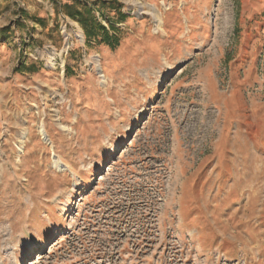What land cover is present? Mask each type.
Segmentation results:
<instances>
[{
    "label": "rangeland",
    "instance_id": "374dc122",
    "mask_svg": "<svg viewBox=\"0 0 264 264\" xmlns=\"http://www.w3.org/2000/svg\"><path fill=\"white\" fill-rule=\"evenodd\" d=\"M83 5L113 45L87 40L66 15ZM251 112L246 127L239 118ZM256 120L264 132V0H0V264L36 253L37 264H165L168 229L177 233L174 172L204 159L206 180L221 138L250 134ZM149 160L172 168L155 199L139 170ZM47 214L61 224L36 241L29 221ZM208 219L204 253L192 244L197 264H264V218H228L223 239Z\"/></svg>",
    "mask_w": 264,
    "mask_h": 264
},
{
    "label": "crops",
    "instance_id": "0c3cea01",
    "mask_svg": "<svg viewBox=\"0 0 264 264\" xmlns=\"http://www.w3.org/2000/svg\"><path fill=\"white\" fill-rule=\"evenodd\" d=\"M165 20L170 24V20H174L173 15L167 14ZM163 25L165 22H162V27ZM203 33L208 34L206 28H203ZM206 35L203 37L204 40H206ZM239 85V81L233 82L232 88L236 89L237 93L243 89L238 87ZM230 103L231 106L236 107L238 113L246 111V108L241 107L240 102L234 98L230 99ZM223 108L227 116L228 107L224 106ZM243 115L239 119H243L241 121L246 127H250L248 121L257 117L253 112L251 115ZM250 123L252 125L250 134L234 136L226 134L221 138L222 141L218 145V150L212 154L214 172L212 175L209 174L206 180H200L201 173L199 172L206 163L204 159L193 169L190 168L189 164L182 163L178 167V172H174V180L177 181L179 187L176 198L178 219L175 228L179 238L184 240L188 237L187 239L196 246L200 253L205 251V247L201 243L202 237L199 227L202 218H210L208 224L218 221L219 227L211 225L210 232H213L219 239L226 236L228 218H238V223L246 226L248 221L251 222L247 218H264V198L261 196L264 185V132H260L262 124L260 120ZM223 142L228 143V146H222ZM98 152L99 148L93 155L96 158L92 165L101 168V162L104 158ZM193 165L195 166V164ZM186 168V172L189 173L184 172ZM46 216L40 222L37 220L38 218H32L29 221L33 231L35 230L36 241L40 239V232L47 229L49 233V229L61 224L51 225L47 222V218H53L57 215L49 216L47 214ZM212 218L216 219L213 220ZM223 218L225 219L223 220ZM33 219L36 221L35 224L43 226L40 229L33 228ZM257 234L262 236L263 230ZM30 243L32 244V242Z\"/></svg>",
    "mask_w": 264,
    "mask_h": 264
},
{
    "label": "built area",
    "instance_id": "2783aa9c",
    "mask_svg": "<svg viewBox=\"0 0 264 264\" xmlns=\"http://www.w3.org/2000/svg\"><path fill=\"white\" fill-rule=\"evenodd\" d=\"M149 161H145V164H141L139 170H141L143 174L147 175L149 180L144 183V186L146 189L151 190L153 193L152 199H155V197L158 196L156 193V188L159 187V189L166 187L167 183H169L170 177H171V163L168 160V165L166 163L158 162L152 163ZM150 168L153 166L154 168ZM110 172V171H109ZM108 172V173H109ZM107 173V172H106ZM167 246V247H166ZM192 243L187 239L184 243L181 242L179 239V236L175 231L172 229H168V239L164 243L161 253L164 254V252L168 253L170 258L166 259L164 257L165 264H197L196 263V252L192 248ZM218 260L219 257L217 258ZM173 261L174 263H171ZM221 264H245L243 260H236L233 262H227L226 260H222Z\"/></svg>",
    "mask_w": 264,
    "mask_h": 264
},
{
    "label": "trees",
    "instance_id": "16d2710c",
    "mask_svg": "<svg viewBox=\"0 0 264 264\" xmlns=\"http://www.w3.org/2000/svg\"><path fill=\"white\" fill-rule=\"evenodd\" d=\"M74 3H76V5H81L78 4V1H74ZM65 9L66 15L80 24L87 40L101 38V40L108 45H113L114 40L109 38L106 28L93 18L87 6H81L80 11L75 8L71 9L69 6H65Z\"/></svg>",
    "mask_w": 264,
    "mask_h": 264
},
{
    "label": "bare ground",
    "instance_id": "6f19581e",
    "mask_svg": "<svg viewBox=\"0 0 264 264\" xmlns=\"http://www.w3.org/2000/svg\"><path fill=\"white\" fill-rule=\"evenodd\" d=\"M152 16H153V17L155 18V20H156V23H157V24H156V27H157V28H160L161 25H162V21H161V19H160V17H159L158 12L155 11V10H153V11H152ZM78 37L82 38V35H81L80 32H79ZM96 64H97L96 67L99 66V65H98V60H97V63H96ZM169 68H171V66H169ZM99 75H100V78H102V79L104 80V82H106V80L102 77V74H101L100 71H99ZM40 132H41V135L43 136L44 140H45L47 143H49V139H48L47 136L45 135V132H44L43 130H41V129H40ZM53 163H54V164H53V168L55 169L56 172H58V173H63V172L66 171V166H65L64 164H62V163H60V162H58V161H56V160H55ZM74 188H75V189L78 188V183H75ZM73 191H74V190H73ZM62 215H63V214H62ZM57 220H58V218H57ZM57 220H56V221H57ZM48 221L52 224V222L50 221V219H48ZM56 221H55V222H56ZM41 258H42L41 253H36V255L34 256V259L29 260L27 264H37L38 261L41 260Z\"/></svg>",
    "mask_w": 264,
    "mask_h": 264
}]
</instances>
